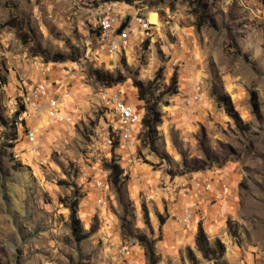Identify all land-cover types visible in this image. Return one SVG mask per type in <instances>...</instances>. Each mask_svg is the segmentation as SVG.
<instances>
[{
    "label": "rangeland",
    "instance_id": "1",
    "mask_svg": "<svg viewBox=\"0 0 264 264\" xmlns=\"http://www.w3.org/2000/svg\"><path fill=\"white\" fill-rule=\"evenodd\" d=\"M124 3L151 24L135 25L127 45L109 55L94 19ZM42 62L53 84L41 78ZM94 68L124 79L105 85L90 75ZM134 78L151 83L161 113L153 140L141 120L135 128L141 183L122 167L103 102V93L116 91L143 115ZM38 81L60 99L68 121L19 113L21 95ZM193 92L197 101L184 105ZM111 156L127 176L116 186L104 165ZM97 176L109 186L101 205ZM190 176L222 191L214 206L209 198L197 206V215L201 208L202 218L217 221L204 232L224 244L221 259L264 264V0H0V264H215L162 235L169 216L181 227L168 195L183 192L176 183ZM75 199L78 223L68 207ZM139 233L154 240L153 258Z\"/></svg>",
    "mask_w": 264,
    "mask_h": 264
},
{
    "label": "built area",
    "instance_id": "2",
    "mask_svg": "<svg viewBox=\"0 0 264 264\" xmlns=\"http://www.w3.org/2000/svg\"><path fill=\"white\" fill-rule=\"evenodd\" d=\"M117 2L113 1V4ZM94 21L100 31L99 41L101 46L109 55L117 54L121 48L127 45L130 35L134 33L135 25L139 26L140 31H144L151 24L148 18L143 16L138 8L136 9L127 3L119 7L108 6L106 9L98 12ZM122 24L123 26L120 28ZM45 64V62H42L38 65V72L41 78H49L48 80H51L49 68ZM51 81L53 84V80ZM198 97V93L193 92L184 98L183 103L186 106L192 105L193 102L197 101ZM103 102L110 109L115 119L111 127L115 134L118 147L124 152L131 154L136 140L135 128L140 123L141 112L133 104L124 100L116 91L103 93ZM20 104L23 106L21 114H25L28 119H40L43 116L54 119L57 122H65L70 119V113H66L62 109L60 99L48 90V84L45 81H38L32 84L21 95ZM34 133L31 129L25 132V138L31 144L37 141ZM105 141L107 146L112 144V138L110 136L106 137ZM33 147L36 148L35 145ZM120 155L118 157L121 159L122 157ZM125 162L126 164L131 163V157L128 156ZM123 169L128 174L130 173L128 166L126 167L127 170L124 167ZM103 177L97 176L92 179V185L97 192L96 202L99 205L105 203L109 188L108 182ZM176 187L189 194L194 190L196 196L203 198L211 190L212 182L205 178L190 176L185 180L177 182ZM225 187V182L221 181L219 188L223 189ZM195 214L196 210L194 205L186 204L178 212L177 219L181 224L188 226L193 222ZM124 251V248H122L121 252L124 253Z\"/></svg>",
    "mask_w": 264,
    "mask_h": 264
},
{
    "label": "trees",
    "instance_id": "3",
    "mask_svg": "<svg viewBox=\"0 0 264 264\" xmlns=\"http://www.w3.org/2000/svg\"><path fill=\"white\" fill-rule=\"evenodd\" d=\"M10 25L17 26L18 25L14 22H11ZM98 35L100 33L98 28ZM58 59V58H57ZM90 75L95 78V80L104 83L105 85H111L113 83L120 82L124 79V76L121 73H117L116 76L113 73L102 70L99 68H94L90 71ZM157 75V72L155 73ZM175 77H171V82L175 83ZM133 85L137 88V97L138 99H142L145 102V113L141 115V122L146 127V134L149 138L152 137V133L155 132V126L159 122L161 113L157 107V97H153V88L150 82H144L141 79L134 78ZM167 91L169 93L176 91V86H169ZM219 99H222L229 105L230 100L229 96L225 92H221L217 95ZM229 107V106H228ZM23 110L22 104H20L19 113L21 114ZM153 140V138H151ZM105 167L109 169V179L111 183L116 186L118 183H123V181L127 178L126 175L123 174V169L116 161L114 156H111L108 161L104 163ZM118 187V186H117ZM77 200H73L68 204L70 209L71 218L74 222L78 223L77 218H75ZM160 223L164 222L163 218L159 217ZM74 231H77V228H74ZM92 229L87 232H83L82 234L77 236V239H81L86 237ZM137 239L140 243L145 246V253H147L149 259L153 258L154 256V240L148 239L144 233L137 234ZM195 243L196 248L202 253V256L212 260L215 264H228L225 260L221 259L224 251V244L220 241L219 238H215L214 241H210L204 232L202 225L199 223L195 233ZM187 252L189 257L193 261L196 262L195 255L193 254L190 247L187 248ZM154 261V260H153Z\"/></svg>",
    "mask_w": 264,
    "mask_h": 264
},
{
    "label": "crops",
    "instance_id": "4",
    "mask_svg": "<svg viewBox=\"0 0 264 264\" xmlns=\"http://www.w3.org/2000/svg\"><path fill=\"white\" fill-rule=\"evenodd\" d=\"M50 72H51V70H50ZM49 74H50V76L51 75L54 76L53 73H49ZM51 79H53V78L51 77ZM53 81H54V79H53ZM133 106L136 108V106L134 104H133ZM118 155H120L122 157L121 158L122 162H125V160L127 159L128 156L131 157V163H127L125 165H126V167L128 166V168H129L130 176L133 177V179L136 180L137 183L139 181L141 183L143 176L146 174V170L143 167H138V163L135 160V156H134L133 152L131 154H129V153L124 152L120 148V152H118ZM221 192H222L221 190H216V188H214V189L212 188L210 191H208L206 193V197H203V198L196 196L194 190L190 194L185 193V192H179L177 194L176 193H173V194L169 193L168 196L170 197L169 199H171V203H172L173 199L175 198L176 199V206H179L177 213L180 211V209L182 208L183 205L193 204L195 207V210H196V214L194 216L193 222L190 225L185 226V225L180 223L181 227L176 226V223H174V222H168V220H170V218H171L170 216L165 218L166 222L162 227V235H163L165 242L169 243V244L184 243L185 245H188L193 249L196 248L195 233H196V229H197V225H198V220L204 219V218H202L200 207H202V205L205 204L204 201H206L207 198H209V200L206 201L207 205H209L211 203L210 201H212L213 205L212 204L211 205L214 206L218 202V200L220 199ZM197 206H200V207H198V208H200V213L198 215H197ZM204 213H206V212L204 211ZM216 214H219L218 211L216 212ZM214 218H216V216H214ZM216 223H217V221L215 219H213L211 216H209V217H205L204 221L201 222V225L203 226V229L205 230V232L209 233L210 228L213 225H215ZM196 250H197V248H196ZM196 256H197V253H196Z\"/></svg>",
    "mask_w": 264,
    "mask_h": 264
},
{
    "label": "water",
    "instance_id": "5",
    "mask_svg": "<svg viewBox=\"0 0 264 264\" xmlns=\"http://www.w3.org/2000/svg\"><path fill=\"white\" fill-rule=\"evenodd\" d=\"M123 26V24L120 26V28Z\"/></svg>",
    "mask_w": 264,
    "mask_h": 264
}]
</instances>
